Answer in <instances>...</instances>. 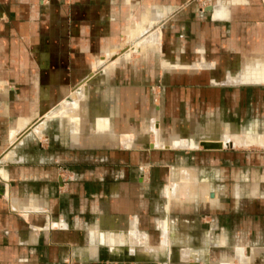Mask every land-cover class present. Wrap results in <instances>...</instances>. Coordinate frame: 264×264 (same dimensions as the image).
I'll return each instance as SVG.
<instances>
[{"label": "crops", "instance_id": "obj_1", "mask_svg": "<svg viewBox=\"0 0 264 264\" xmlns=\"http://www.w3.org/2000/svg\"><path fill=\"white\" fill-rule=\"evenodd\" d=\"M0 264H264V0H0Z\"/></svg>", "mask_w": 264, "mask_h": 264}, {"label": "water", "instance_id": "obj_2", "mask_svg": "<svg viewBox=\"0 0 264 264\" xmlns=\"http://www.w3.org/2000/svg\"><path fill=\"white\" fill-rule=\"evenodd\" d=\"M125 39H126V35H125ZM126 43H129V42H126ZM126 47H128V46H126ZM125 49H121V52L120 53H122ZM93 74H94V72L90 73L88 78L92 77ZM26 130H27V128L24 131H26ZM201 145L204 148H206V149H213V148H221L222 147V144L220 142H202Z\"/></svg>", "mask_w": 264, "mask_h": 264}, {"label": "rangeland", "instance_id": "obj_3", "mask_svg": "<svg viewBox=\"0 0 264 264\" xmlns=\"http://www.w3.org/2000/svg\"><path fill=\"white\" fill-rule=\"evenodd\" d=\"M124 41H125V44H123V46L121 47L122 49H125V47L126 46H128L129 45V43H126V42H130V40L129 39H124ZM129 48H127V49H125L124 51H127ZM121 52V49L119 50V51H117V53H120ZM158 99V102H157V104H159V98H157ZM158 118H159V123L161 122V117H160V114L158 115ZM162 125V124H161Z\"/></svg>", "mask_w": 264, "mask_h": 264}, {"label": "bare ground", "instance_id": "obj_4", "mask_svg": "<svg viewBox=\"0 0 264 264\" xmlns=\"http://www.w3.org/2000/svg\"><path fill=\"white\" fill-rule=\"evenodd\" d=\"M130 52V51H129ZM125 53V52H124ZM67 101L69 102V103H71V104H73L74 102H73V100H72V98H67ZM35 132H37V128L35 127L34 129H33Z\"/></svg>", "mask_w": 264, "mask_h": 264}]
</instances>
